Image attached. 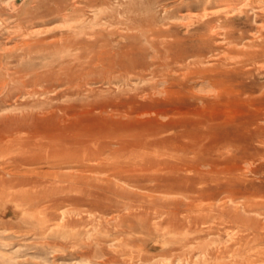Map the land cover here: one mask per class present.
Segmentation results:
<instances>
[{
  "label": "rangeland",
  "instance_id": "374dc122",
  "mask_svg": "<svg viewBox=\"0 0 264 264\" xmlns=\"http://www.w3.org/2000/svg\"><path fill=\"white\" fill-rule=\"evenodd\" d=\"M246 240L264 264V0H0V264Z\"/></svg>",
  "mask_w": 264,
  "mask_h": 264
},
{
  "label": "bare ground",
  "instance_id": "6f19581e",
  "mask_svg": "<svg viewBox=\"0 0 264 264\" xmlns=\"http://www.w3.org/2000/svg\"><path fill=\"white\" fill-rule=\"evenodd\" d=\"M75 158H77V159H79L78 157H75ZM216 164V163H215ZM204 165V164H203ZM69 167H72V166H69ZM189 168V167H188ZM192 168V167H191ZM220 172V171H219ZM202 202V201H201ZM191 207V206H190ZM194 207V206H193ZM209 229V228H208ZM219 231V230H218ZM194 232H195V234L197 233L198 234V232H203V230H200V229H196V230H194ZM208 233H211V231L209 230V232ZM215 234V233H214ZM195 239H197V237L196 236H194V237H192V239H189V238H185V240H183L182 242H180L179 243V250L181 251V253H182V255L183 254H186V255H191V254H187V252H185L187 249H186V247L188 246V244L190 245V244H193L194 242H195ZM247 240H248V237L246 238ZM240 240H242V239H240ZM245 241V242H243V241H238L235 245H229V244H227V245H225V246H223V247H213L211 250H209L208 252H207V255L209 256V258L211 259V260H215V259H218V258H220V257H222V256H224V255H228L229 257H231V259H232V257L233 256H235L236 255V252L237 253H240V252H243V254H245V256L244 257H242V258H240V259H235V260H231L230 259V261L227 263V264H253V263H255V262H257L258 261V258L256 257L257 255H256V253L254 252H252L251 254L249 253L250 252V250L249 249H247V247L249 246L250 247V249H252V247L249 245V243H248V241ZM244 243H245V246H244ZM235 247V253H234V255H233V252H234V250H233V248ZM184 249H186V250H184ZM243 254H241V255H243ZM181 254L178 256V257H181L182 256ZM240 255V256H241ZM259 258H260V256H259ZM262 258V257H261ZM260 258V259H261Z\"/></svg>",
  "mask_w": 264,
  "mask_h": 264
}]
</instances>
